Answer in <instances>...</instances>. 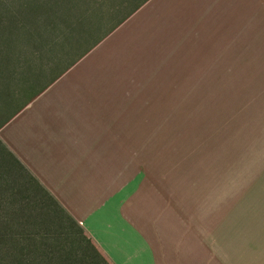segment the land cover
Here are the masks:
<instances>
[{"label": "crops", "instance_id": "crops-1", "mask_svg": "<svg viewBox=\"0 0 264 264\" xmlns=\"http://www.w3.org/2000/svg\"><path fill=\"white\" fill-rule=\"evenodd\" d=\"M36 24L35 61L0 65V174H29L110 264H264V208L143 153L203 65H264V0H51ZM251 132L230 147L264 165Z\"/></svg>", "mask_w": 264, "mask_h": 264}, {"label": "rangeland", "instance_id": "rangeland-1", "mask_svg": "<svg viewBox=\"0 0 264 264\" xmlns=\"http://www.w3.org/2000/svg\"><path fill=\"white\" fill-rule=\"evenodd\" d=\"M50 9L51 0H0V58L2 51L12 57L13 46L22 42L25 30L35 28L39 17ZM199 91L201 97L192 96L184 114L178 112L168 119L169 132L156 133L153 149L143 151L153 164H159L150 166V171L162 180L163 176L179 174L182 168V172L201 179L205 189L212 188L211 175H215L221 206L264 208V165H253L250 156L230 147L244 136V129H251L247 137L252 138L253 131L264 128V118L257 116L264 110V65H203ZM192 94L195 92L189 97ZM7 166L0 174V225L20 224L10 215L23 205L13 201L28 197L29 202L36 201V209L55 216L57 223L69 224L71 240L77 241V246L82 238L79 225L45 196L29 174L13 162ZM88 238L87 259L97 264L98 252L90 248L93 243L89 244Z\"/></svg>", "mask_w": 264, "mask_h": 264}, {"label": "trees", "instance_id": "trees-1", "mask_svg": "<svg viewBox=\"0 0 264 264\" xmlns=\"http://www.w3.org/2000/svg\"><path fill=\"white\" fill-rule=\"evenodd\" d=\"M37 33L36 28L25 30L22 42L13 46L12 57L3 55L2 51L0 65H28L34 62L38 56L34 47ZM44 192L71 222L76 223L49 193ZM13 202L23 205V208L14 210L10 215L11 220L20 224L0 225V264H90L91 260L86 255L88 237L79 224L82 238L78 240L77 247V241L71 240L69 224L57 223L55 216L51 217L50 213L36 209L33 206L36 201L29 202L28 197L14 199ZM88 243H92L89 238ZM90 248L98 252L97 264H110L95 245L92 244Z\"/></svg>", "mask_w": 264, "mask_h": 264}]
</instances>
